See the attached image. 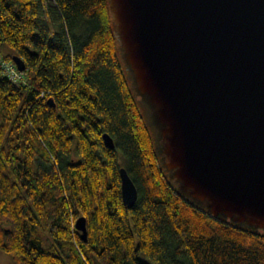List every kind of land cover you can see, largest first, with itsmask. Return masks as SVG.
I'll return each instance as SVG.
<instances>
[{"label": "trees", "instance_id": "1", "mask_svg": "<svg viewBox=\"0 0 264 264\" xmlns=\"http://www.w3.org/2000/svg\"><path fill=\"white\" fill-rule=\"evenodd\" d=\"M5 45L20 80L3 73ZM0 251L16 264H264L262 230L211 217L166 177L106 0H0Z\"/></svg>", "mask_w": 264, "mask_h": 264}, {"label": "water", "instance_id": "2", "mask_svg": "<svg viewBox=\"0 0 264 264\" xmlns=\"http://www.w3.org/2000/svg\"><path fill=\"white\" fill-rule=\"evenodd\" d=\"M106 1L169 182L211 217L264 232V0ZM12 61L26 69L20 56ZM119 173L131 208L137 187L126 168ZM75 227L87 241L86 218Z\"/></svg>", "mask_w": 264, "mask_h": 264}, {"label": "built area", "instance_id": "3", "mask_svg": "<svg viewBox=\"0 0 264 264\" xmlns=\"http://www.w3.org/2000/svg\"><path fill=\"white\" fill-rule=\"evenodd\" d=\"M2 69L4 75H6L12 81H17L22 78V73L19 72L15 63L13 62H7V61L2 62Z\"/></svg>", "mask_w": 264, "mask_h": 264}, {"label": "rangeland", "instance_id": "4", "mask_svg": "<svg viewBox=\"0 0 264 264\" xmlns=\"http://www.w3.org/2000/svg\"><path fill=\"white\" fill-rule=\"evenodd\" d=\"M2 50L4 53H11L12 55L14 54L13 49L7 45L3 46ZM0 264H16V262L13 260V258L9 254H5L0 251Z\"/></svg>", "mask_w": 264, "mask_h": 264}]
</instances>
